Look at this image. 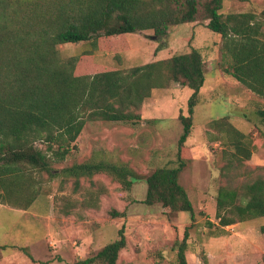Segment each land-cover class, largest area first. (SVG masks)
<instances>
[{
	"label": "trees",
	"instance_id": "1",
	"mask_svg": "<svg viewBox=\"0 0 264 264\" xmlns=\"http://www.w3.org/2000/svg\"><path fill=\"white\" fill-rule=\"evenodd\" d=\"M221 6L222 0H0V204L28 208L40 193L36 175L46 173L70 181L73 191H81L80 181L87 179L90 184L81 191L77 203L97 207L99 196L108 190L102 183L91 187L92 178L104 174L126 191L134 182L144 181V203L159 204L160 213L168 219L180 211H187L192 219L193 206L179 177L193 158L188 140L206 79L201 50L191 45L187 51L167 58L78 74L75 71L82 69L78 56L61 57L57 45L90 41L95 48L100 37L147 29L159 40L170 27L193 22L200 15L208 20L205 27L219 35V69L264 97V10L223 15ZM172 83L190 90L186 114H177L181 133L174 165L138 172L125 162L88 158L53 168V162L64 160L73 149L86 121L134 124L151 90ZM253 113L264 122V105ZM238 115L250 120L245 111ZM208 126L224 135L219 167L223 181L215 194L218 225L223 228L263 216L264 172L254 171L264 167L243 164L252 153L246 134L229 121L228 115L211 119ZM111 213L123 216L122 211ZM187 238L185 228L182 239L170 245L173 264H189ZM125 245L120 227L118 238L75 264H117ZM7 247L31 257L25 246L0 243V250ZM155 257L160 261L165 254L158 251Z\"/></svg>",
	"mask_w": 264,
	"mask_h": 264
},
{
	"label": "rangeland",
	"instance_id": "2",
	"mask_svg": "<svg viewBox=\"0 0 264 264\" xmlns=\"http://www.w3.org/2000/svg\"><path fill=\"white\" fill-rule=\"evenodd\" d=\"M261 10H264V0H222L219 12L224 15ZM207 21L198 15L193 22L170 27L159 40L147 29L100 37L95 48L90 41L57 45L61 57L78 56L77 64L83 69L75 71L78 74L167 58L175 52L187 51L191 45L201 50L206 79L188 140L193 158L179 177L192 203L193 218L187 211H180L168 219L160 213L159 204L144 203V181L134 182L126 191L110 177L97 174L92 178L91 187L102 183L108 191L99 196L97 207H81L77 202L82 198L81 191L90 184L87 179H81V191H73L72 183L63 182L60 175L50 177L40 173L36 175L40 193L28 208L0 204V243L25 246L31 257L18 248L7 247L0 250V264H75L118 238L120 227L126 245L120 251L117 264L128 261L173 264L170 245L182 239L185 228L188 229L186 259L189 264H264V215L223 228L218 225L215 194L223 181L219 167L223 162L224 135L208 126L211 119L228 115L229 121L246 134L252 146L251 156L243 164L250 168L264 167V122L253 113L257 106L264 105V97L219 69V35L205 27ZM163 43L166 46L159 48ZM84 52L91 55L84 56ZM189 92L175 83L152 89L141 105L140 119L134 124L86 121L73 149L64 160L53 162V168L88 158L125 162L138 172L174 165L176 141L181 133L177 114L179 111L186 114ZM241 110L250 120L238 115ZM69 202L76 203L71 206ZM113 210L122 211L123 216L112 215ZM158 251L165 254L160 261L155 257Z\"/></svg>",
	"mask_w": 264,
	"mask_h": 264
}]
</instances>
